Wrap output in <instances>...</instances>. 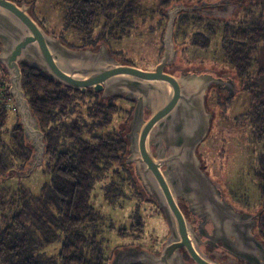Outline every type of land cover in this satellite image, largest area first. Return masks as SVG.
<instances>
[{"label":"trees","instance_id":"1","mask_svg":"<svg viewBox=\"0 0 264 264\" xmlns=\"http://www.w3.org/2000/svg\"><path fill=\"white\" fill-rule=\"evenodd\" d=\"M15 1H25L34 8L37 0ZM142 1L145 0H61L66 11V28L83 35L80 48L92 49L98 48L94 35L101 22L103 27L99 37H129L141 12ZM247 17L246 21L227 22L220 27L222 63L234 73L235 81L244 82L243 86L250 97V104L239 125L251 126L254 142L261 145L253 175L257 180L259 197L264 200V64L258 68L255 66L260 46L264 43V0L251 5ZM36 19L43 25L42 21ZM176 22L174 39L179 22L202 24L190 12L180 13ZM208 29L213 30V35L217 33L211 25ZM51 34L67 44L63 34ZM104 43L107 44L106 40ZM193 44L207 48L211 45V38L202 32H195ZM110 54L120 61L124 58L118 52L110 51ZM21 65L26 96L45 133L46 153L43 164L36 170L44 166L48 179L38 193L21 183L6 185L7 180L29 169L34 149L25 137L13 97L9 93V75L0 61V216L3 221L0 225V264H107L110 257L104 255L97 231H90L91 224L100 217L93 204L95 186L114 164L122 163L130 181L143 188L126 163L129 152L127 133L94 134L96 129L104 130L110 126L124 108L114 102L116 96L102 98L101 93L94 89L83 93L28 63L22 62ZM77 96L97 99L88 109L93 122L74 120L58 123ZM121 97L134 105V100L124 95ZM226 97L217 87L210 88L207 105L215 112L213 119L221 111L220 103L227 104ZM11 109L15 110L18 121L9 131ZM132 110L128 112L130 117ZM213 119L208 137L216 128ZM6 135H9L10 141ZM62 137L65 140L62 141ZM205 142L198 150L203 159L206 154L202 149ZM115 171L121 173L120 170ZM107 193L108 197L118 198L122 191L112 183L107 187ZM260 211L257 231L264 236V209ZM144 229L145 224L138 215L130 229L121 227L117 230L121 236L128 235L129 230L136 231V235L140 236ZM57 241L60 244L58 252L50 256L42 252Z\"/></svg>","mask_w":264,"mask_h":264},{"label":"water","instance_id":"2","mask_svg":"<svg viewBox=\"0 0 264 264\" xmlns=\"http://www.w3.org/2000/svg\"><path fill=\"white\" fill-rule=\"evenodd\" d=\"M206 6L180 4L167 11L163 53L154 68L145 69L118 60L105 43L97 49L71 47L41 25L31 13V4L0 0V61L9 75V93L25 137L34 149L29 169L19 176L41 166L46 153L45 133L23 87L22 62L83 93L94 89L102 98L124 95L135 101L126 134V163L134 165L144 190L163 211L170 233L159 253L130 246L119 250L112 264H222L201 248L200 235L185 214L182 200L192 214L211 220L223 240L237 235L242 242L253 235L261 211L254 215L236 210L202 167L198 152L214 116L207 105L210 88L228 85L233 94L235 80L226 81L207 71L175 74L167 70L178 55L174 39L178 15ZM183 251L192 262L184 259ZM236 254L255 264L244 252Z\"/></svg>","mask_w":264,"mask_h":264},{"label":"rangeland","instance_id":"3","mask_svg":"<svg viewBox=\"0 0 264 264\" xmlns=\"http://www.w3.org/2000/svg\"><path fill=\"white\" fill-rule=\"evenodd\" d=\"M261 1L263 2V0H145L140 4L141 12L136 17L135 27L129 37L122 39L99 37L103 27L101 22L95 29L94 38H97V47L106 40L111 52H118L124 56L123 62L152 69L164 50L163 36L168 20L167 11L175 5L194 6L207 3L203 9L190 12L197 21L202 22L201 25L178 23V32L175 37L178 55L175 62L167 67L168 71L180 74L181 72L199 70L233 77L234 73L228 71L226 64L222 63L220 27L227 22L246 21L250 6L260 4ZM214 2H219L220 5L211 6V3ZM32 12L36 18L42 21L48 32L55 35L63 34L66 43L72 47L80 48L83 45V35L65 26L66 11L61 0H37ZM209 25L217 31L216 34L213 35V30L208 29ZM195 32H202L209 36L211 45L207 48L194 45L193 34ZM262 64H264V43L260 46L255 66L258 68ZM237 82L234 94L224 98L227 99L225 100L227 104L220 103L221 106L218 109L221 111L213 119L216 128L205 139L206 142L202 149L206 152L204 154L206 162L201 156L200 158L203 165H208V172L228 198L244 208L256 212L264 209V200L259 197L257 180L253 175V166L258 164V156L262 148L259 143L254 142L252 127L247 128L239 125L242 123L240 119L250 104V97L243 86L244 82ZM224 99H220V101H224ZM95 100L97 99L77 96L74 103L65 109V114L58 120V123L74 120L92 123L93 118L89 116L88 109ZM113 100L122 106L124 111L115 116L110 126L104 130L96 129L94 134L107 135L129 131L131 117L128 112L134 109L135 103L132 106L131 102L121 96H116ZM8 101L10 102V100ZM16 121L18 119L15 110L11 109L8 119L9 131ZM6 137L10 141L9 135ZM63 140L65 139L62 137ZM128 165L130 170L135 172L134 165L132 163ZM124 168L122 163L114 164L106 172L104 178L96 184L93 193V204L100 213V217L91 224L90 231L92 233L94 229L97 231V239L102 243L104 255L110 257L107 264L113 263L114 256L119 250L130 246L155 252L161 248L169 234L168 223L159 205L151 199L144 188L136 186L134 182L130 181L127 171H123ZM115 170H120L121 173ZM47 179L48 176L44 174L43 166L38 170L35 169L30 175L12 177L6 181V185L21 183L31 188L34 193H38ZM112 183H115L122 191L118 198L108 197L107 187ZM138 215L145 224L144 232L137 236L136 231L129 230L128 235L121 236L117 229L121 227L130 229ZM1 224L3 221L0 216ZM112 227L115 229L113 230ZM59 248L60 244L57 241L51 246L45 247L42 252L50 256L58 252Z\"/></svg>","mask_w":264,"mask_h":264},{"label":"flooded vegetation","instance_id":"4","mask_svg":"<svg viewBox=\"0 0 264 264\" xmlns=\"http://www.w3.org/2000/svg\"><path fill=\"white\" fill-rule=\"evenodd\" d=\"M217 76L223 77V79L226 81H229L231 78L230 76H227V75L217 74ZM234 82H235L234 86L236 87L237 86L236 81ZM235 87L233 88L234 91H236ZM218 90L220 93H223L227 97L231 96L230 94L231 89L228 87V85H225L223 89H218ZM148 115H149V112L147 113L146 117H148ZM153 149H154V146H153ZM202 167L205 169V171L208 174H210L207 170V166L203 165V161H202ZM137 179L141 183L139 177H137ZM224 198L228 200L229 202H231L233 206L235 207V209L238 211H241V212L248 211L254 215L257 212H259V211L252 212L251 210L244 208L243 206L234 202L232 199L228 198V196L225 193H224ZM181 204H182L183 210L185 211V214L187 215L189 220L192 222L194 226V230L200 235L201 248L206 253H208L212 258L218 260L222 264H253L251 262H247L246 260L242 258H239L236 254V252H239V253L244 252V255L249 256V258H251L255 262V264H264V236L257 231L259 219H257V224L253 229V235L248 236V239L246 241L240 242L241 237H238L237 235H231L229 237V240H223L222 238L219 237V234H218L219 232L216 233L215 231L216 227L211 220H208L198 214H192L188 210V205L184 200L181 201ZM161 248L155 251L154 253H159L161 251ZM230 248L234 252L230 251ZM183 256L187 262H192L188 254L185 253L184 251H183Z\"/></svg>","mask_w":264,"mask_h":264},{"label":"bare ground","instance_id":"5","mask_svg":"<svg viewBox=\"0 0 264 264\" xmlns=\"http://www.w3.org/2000/svg\"><path fill=\"white\" fill-rule=\"evenodd\" d=\"M32 9H34V8H32Z\"/></svg>","mask_w":264,"mask_h":264}]
</instances>
